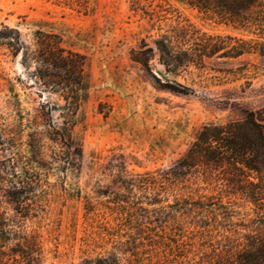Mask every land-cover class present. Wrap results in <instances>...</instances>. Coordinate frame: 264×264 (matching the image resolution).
Returning a JSON list of instances; mask_svg holds the SVG:
<instances>
[{
	"label": "rangeland",
	"instance_id": "rangeland-1",
	"mask_svg": "<svg viewBox=\"0 0 264 264\" xmlns=\"http://www.w3.org/2000/svg\"><path fill=\"white\" fill-rule=\"evenodd\" d=\"M181 29L191 37H253L184 0H88L87 12L49 0H0V217L10 231L0 242V261L176 264L175 242L199 237L190 233L193 213L164 223L147 219V211L208 194L200 176H173L175 165L202 126L240 121L264 106V57L215 56L198 70L165 74L152 41ZM16 32L20 42L8 47ZM44 34L83 57L85 91L69 130L73 144L44 143L48 170L39 171L29 192L15 174L29 154L24 142L35 125L60 122L63 104L32 75L30 60L27 69L22 65ZM171 81L187 87L185 94L161 87ZM47 102L51 114L42 119L37 110ZM19 237L27 238V255L14 262Z\"/></svg>",
	"mask_w": 264,
	"mask_h": 264
},
{
	"label": "trees",
	"instance_id": "trees-1",
	"mask_svg": "<svg viewBox=\"0 0 264 264\" xmlns=\"http://www.w3.org/2000/svg\"><path fill=\"white\" fill-rule=\"evenodd\" d=\"M49 1L78 12H87L88 0ZM184 1L199 12L212 14L222 23L241 29L253 37L245 40L198 32L191 37L188 29H181L179 34L161 35L152 43L165 74L177 75V72L190 68L198 70L205 59L215 56L235 59L251 53L264 57V0ZM13 41H9L7 46L14 47L20 42L18 32ZM34 47L32 52L23 55V67L27 69V61L30 60L34 65L32 75L43 89L59 94L63 104L57 109L60 122L44 121L41 123L42 129L35 125V131L24 142L29 154L24 155L15 174L21 175L18 176L21 186L29 192L43 175L39 171L48 170L41 151L44 143L73 144L69 130L76 122L75 117L85 91L82 56L65 51L53 35L37 37ZM161 87L176 94H185L187 90L177 81L167 82ZM47 105L48 102L40 106L38 117L44 119L51 114V111H44ZM76 156L80 159L81 153H76ZM175 169L173 176L181 171L191 172L200 176L202 183L209 187L202 188L201 191L207 190L208 194L199 195L195 201H183L147 211V219L155 216L154 222L163 218L164 223L167 218L176 220L177 214H194V224L190 223L194 227L190 233L199 237L184 240L186 236L183 235L175 242L180 253L175 263L264 264V106L245 113L240 121L202 126L176 163ZM1 172L4 173L3 170ZM15 187L12 185L11 188ZM8 194L9 197L19 196V192ZM112 200L115 204L122 202L117 197ZM15 204L21 205V201L17 198ZM245 209L251 210L254 218L248 219ZM8 232L0 217V242ZM27 242L26 237H19L17 249L12 251L14 262L27 255L23 251ZM1 248L0 245V253ZM0 264L5 263L2 260Z\"/></svg>",
	"mask_w": 264,
	"mask_h": 264
}]
</instances>
